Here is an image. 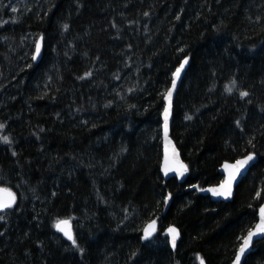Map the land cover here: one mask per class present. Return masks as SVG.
Instances as JSON below:
<instances>
[{"label": "trees", "instance_id": "trees-1", "mask_svg": "<svg viewBox=\"0 0 264 264\" xmlns=\"http://www.w3.org/2000/svg\"><path fill=\"white\" fill-rule=\"evenodd\" d=\"M79 3L0 0V134L14 141L0 143V186L18 198L0 212V264H199L197 253L229 264L264 203V0ZM185 55L170 131L188 166L178 182L161 175L162 94ZM233 78L249 97L225 91ZM247 151L258 160L231 201L201 193ZM58 216L73 218L83 254L52 226ZM152 219L158 231L146 242ZM170 224L180 230L175 250ZM255 247L243 264H264V241Z\"/></svg>", "mask_w": 264, "mask_h": 264}, {"label": "snow or ice", "instance_id": "snow-or-ice-1", "mask_svg": "<svg viewBox=\"0 0 264 264\" xmlns=\"http://www.w3.org/2000/svg\"><path fill=\"white\" fill-rule=\"evenodd\" d=\"M53 7H56L54 4ZM77 7H83L82 4L79 3V0H77ZM13 12L17 11V9L13 8ZM144 16H148V12L143 13ZM177 20L180 19V16L176 17ZM261 17L257 16L256 20L260 21ZM4 23H7V21H4ZM63 29L67 31L69 29V25L67 23L62 25ZM112 27H117L116 23H112ZM44 36L41 34L39 39L37 40L35 44V51L32 55V59L36 60L41 55V50L43 46ZM129 48L132 46L129 44ZM180 52H183L184 49H179ZM87 55V53H85ZM97 60H99V57H97ZM190 57L185 55L184 58L178 62V67L175 68V71L172 72V79H171V87L166 90L165 93H163L164 99L167 101L166 106L163 109V132H164V160H163V167L162 171L165 175H168L170 172L177 173L179 176H183L188 171V166L184 164L182 161L179 160V153L175 147V145L172 143V141L169 139V120L173 113V94L177 90V82L181 78V74L186 70V66L189 65ZM93 76V72L91 70L86 71L82 76L78 77L80 80L87 79L89 77ZM119 79V77H116ZM134 89L129 88L128 91L131 92ZM234 90L239 91V97L240 99H245L251 95V93L247 90H243L239 87L237 79L233 78L229 85L225 86V91L229 94H231ZM251 100H248V103H251ZM109 105H105V107H108ZM131 107H135V105H132ZM185 120H191L192 116L185 115ZM85 124H87V121H84ZM235 125L238 129H240L241 132L244 131V126L242 124V121L240 119H237L235 121ZM95 127V125H93ZM6 125L4 123H0V129H5ZM40 132H43L44 129L41 128L39 130ZM34 135L37 136V139H39L38 133H34ZM254 137L249 139L247 141V144L252 146V148L255 147V144L253 143ZM13 139L10 135H3L0 134V143L11 146L13 144ZM122 151H127L126 148H122ZM12 155L16 156V151H12ZM257 153L255 151H247L241 158L236 159L234 163L228 164L225 163L223 167L228 172V177L226 180L222 181L219 185V187L215 188H209L207 191L211 192L214 196L218 197H224L225 199L232 196V190H233V183L237 179L238 176H240L246 169L249 168L250 164H252L253 161L256 159ZM2 179V178H0ZM203 190V189H202ZM52 195H56L55 192L52 193ZM261 196V191L256 192V197L259 198ZM171 198V193H168V195L165 197V204L168 202V200ZM17 194L15 191L12 190L10 187H0V212H7L8 210H15L17 208ZM249 207H252L249 205ZM6 217L4 215H0V221H4ZM72 217H56L53 220L52 226L59 232L62 233L63 237L67 239L71 243V247L73 249H77L81 254L85 252V249L80 247V244L78 242L77 236L72 228ZM127 219V217H125ZM157 231V221L151 220L147 226L143 229V234L141 236V239L146 242H150L152 238L154 237L155 233ZM167 234L170 236V243L172 249H176L177 247V238L179 237L180 233L179 230L174 227L170 226L167 230ZM4 235V233L0 232V236ZM254 237H264V204H261L259 206V221L254 225V228H250L247 231V235L243 237H238V239H242V243L239 245L235 258L232 262V264H241L242 258L246 256V254L251 250L253 246V240ZM137 255V252H133L131 254L132 257H135ZM197 258L199 260V264H205V259L203 256H201L199 253H197ZM176 264H179V261L176 262Z\"/></svg>", "mask_w": 264, "mask_h": 264}, {"label": "water", "instance_id": "water-1", "mask_svg": "<svg viewBox=\"0 0 264 264\" xmlns=\"http://www.w3.org/2000/svg\"><path fill=\"white\" fill-rule=\"evenodd\" d=\"M39 37H40V36H39ZM39 37H38V39H39ZM38 39H37V40H38ZM36 42H37V41H36ZM35 44H36V43H35ZM34 51H35V47H34ZM42 52H43V46H42V50H41V55H40L36 60H33L34 62L37 63V62L40 61V59H41V57H42ZM33 53H34V52H33ZM186 67H187V66H186ZM184 73H185V71L181 74V78H180V80L177 82V90H176V91L174 92V94H173V99H174V97H175V95H176V93H177V91H178V89H179V87H180V85H181V82H182V79H183ZM170 87H171V86H170ZM170 87H169V88H170ZM166 104H167V101L165 100L164 107L166 106ZM163 109H164V108H163ZM162 113H163V111H162ZM161 118H162V130H161V146H162L161 175H162V177H163L164 180H168L169 178H175L178 182H183V181L186 179V177H187L188 171H187L183 176H179L177 173H174V172H170V173H168V175H165V174L163 173V171H162L163 160H164V145H165V141H164L163 116H162V115H161ZM171 124H172V116L170 117V120H169V139H170V140L172 141V143L175 145V147H176V149H177V151H178V153H179V160L182 161L184 164H186V163L183 161V159L181 158L180 151H179L178 147L176 146L174 140L172 139V137H171V135H170ZM240 158H241V157H240ZM238 159H239V158H238ZM257 160H258V156L256 155V159H255V161H253L252 164H250L249 168L246 169V170H245L240 176H238L237 179L234 181V183H233V190H232V196H231V197L225 199L224 197L214 196L211 192L207 191V189H209V188L219 187L220 183H221L222 181H224V180L227 179V177H228V172L225 170V168L223 167V165H224L225 163L232 164V163L235 162V160H234V161H226V162H224V163L220 166V168H219V171H220V173H221L222 176H223V179L221 180V182L218 183V184H215V185H207V186H204V187L201 188V190H200L201 193H202L203 195H205V196H208L212 201H215V202H229V201H231V200L233 199V197H234V193H235V188H236V186L239 184V182L242 180V178L245 177V176L249 173V171L251 170V168L253 167V165L257 162ZM0 187H3V186H0ZM202 189H203V190H202ZM262 204H264V203H262ZM152 220H156V219H152ZM150 221H151V220H150ZM150 221H148V222L144 225L143 229L147 226V224H148ZM156 221H157V220H156ZM258 221H259V207H258V210H257V221H256V223H257ZM256 223H255V224H256ZM255 224H254V225H255ZM158 226H159V224H158V221H157V231H158ZM170 226H174V227H176V228L179 230V228H178L176 225H174V224H170V225H168V226L166 227V230H167ZM252 228H254V226H253ZM143 229H142V234H143ZM55 230H56V229H55ZM166 230H165V231H166ZM157 231H156V233H157ZM56 232H57L58 234H60V235L63 237L62 233H59L57 230H56ZM156 233H155V235H156ZM179 233H180V230H179ZM155 235H154V236H155ZM166 235H167L168 244H169V246L171 247V243H170V239H171V238H170V236L167 234V231H166ZM246 235H247V233L245 234V236H246ZM63 238H64L65 240H67L65 237H63ZM179 239H180V235H179V237L177 238V243H178ZM261 240L264 241V237H254V240H253V246H252L251 250L246 254V256H245L244 258H242L241 264H243V262H244V260L246 259V257H247L252 251L255 250V248H256V247H255L256 243H257L258 241H261ZM241 243H242V241H241ZM241 243H240V244H241ZM171 248H172V247H171ZM237 249H238V248H237ZM173 250H174V249H173ZM235 254H236V253H235ZM234 258H235V255H234L232 261H231L229 264H232Z\"/></svg>", "mask_w": 264, "mask_h": 264}]
</instances>
